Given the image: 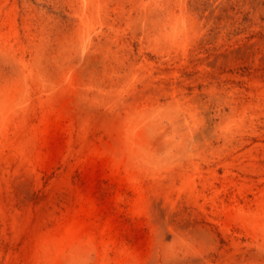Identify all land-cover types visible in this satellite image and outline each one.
Segmentation results:
<instances>
[{
	"label": "rangeland",
	"instance_id": "obj_1",
	"mask_svg": "<svg viewBox=\"0 0 264 264\" xmlns=\"http://www.w3.org/2000/svg\"><path fill=\"white\" fill-rule=\"evenodd\" d=\"M0 112V264H264V0H0Z\"/></svg>",
	"mask_w": 264,
	"mask_h": 264
},
{
	"label": "bare ground",
	"instance_id": "obj_2",
	"mask_svg": "<svg viewBox=\"0 0 264 264\" xmlns=\"http://www.w3.org/2000/svg\"><path fill=\"white\" fill-rule=\"evenodd\" d=\"M6 110L8 111V109H6ZM6 110H5V111H6ZM12 111H13V110H12ZM12 111H11V113H13ZM14 112H15V111H14ZM0 113H1V112H0ZM2 114H3V113H2ZM11 118H12V117H11ZM6 138H7V137H6ZM59 254H60V253H59ZM61 256H62V255H61ZM54 257H56V256H54ZM69 260H70V259H69ZM69 260H68V261H69ZM58 261H59V260H58ZM64 261H65V260H64ZM61 263H62V262H61ZM57 264H58V263H57Z\"/></svg>",
	"mask_w": 264,
	"mask_h": 264
}]
</instances>
